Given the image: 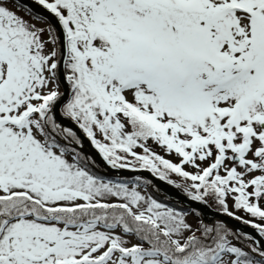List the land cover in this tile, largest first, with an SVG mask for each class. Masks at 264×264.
Here are the masks:
<instances>
[{"label": "snow or ice", "instance_id": "obj_1", "mask_svg": "<svg viewBox=\"0 0 264 264\" xmlns=\"http://www.w3.org/2000/svg\"><path fill=\"white\" fill-rule=\"evenodd\" d=\"M9 2L0 0V264H264V250L233 244L239 235L221 222L193 226L90 171L94 162L60 143L80 140L54 115L63 79L61 115L112 169L176 173L193 201L214 199L264 236V0H35L48 15L31 20Z\"/></svg>", "mask_w": 264, "mask_h": 264}, {"label": "water", "instance_id": "obj_2", "mask_svg": "<svg viewBox=\"0 0 264 264\" xmlns=\"http://www.w3.org/2000/svg\"><path fill=\"white\" fill-rule=\"evenodd\" d=\"M21 6H26L30 11L33 13H39L47 16V12L42 8V6L38 5L35 0H13ZM51 20V23L55 25L56 21L48 17ZM60 86L62 92L64 94V99L61 101V105H57L56 109L54 110V115L58 123H60L63 127L71 128L73 131L76 132L77 137L80 140V144H76V142H71L70 144L81 150L86 155H90L95 162L101 165L106 173L113 174V175H125V176H132L134 174H141L148 179H150L155 186L163 192L170 200L177 201L183 204L186 207H190L196 209L200 212L201 218L205 222H212L214 219H219L232 227L235 231H240L244 234H248L251 236L252 242H254L261 250H264V237L252 226L246 225L241 223L240 221L225 215L217 210L212 209L207 204L193 201L190 197L186 195L181 189L176 187L175 185L171 184L165 179H160L156 174L152 173L150 170L144 169H112L109 165H107L106 161L102 158L99 151L91 144L90 140L87 136L83 133L81 129L75 124V122L71 121L68 118H65L61 115V106L63 102H65L70 95V93L66 92V83L63 79L60 80Z\"/></svg>", "mask_w": 264, "mask_h": 264}, {"label": "trees", "instance_id": "obj_3", "mask_svg": "<svg viewBox=\"0 0 264 264\" xmlns=\"http://www.w3.org/2000/svg\"><path fill=\"white\" fill-rule=\"evenodd\" d=\"M18 6H19L18 8L21 9L22 11H24L27 15H29V12H31L28 9L26 10L25 7H23V6L19 5V4H18ZM59 91H60V89H59ZM59 139H60V143L64 144L68 149H71V150L74 149L76 152H79L82 157H87V158H89V160L91 162H94L89 156H87V155L85 156L80 150L75 149L74 147H72L69 144L65 143V140L63 138H59ZM139 152L142 153V150L140 149ZM160 155H162V154H160ZM164 157L166 159L171 160L167 156H164ZM172 162L179 163V162L175 161L174 159H173ZM94 163H89V165H88L89 170L92 171V172H95L96 174L102 176L103 178L112 179L114 181H125V182H129V185H135V186H138V187L145 188L148 191L150 197L155 199L157 202H159V203H161L163 205L169 206L171 208L177 209L178 211L185 212V211L189 210V211H192L194 214H196L197 217L200 216L199 212L197 210L189 208V207H186V206H184V205H182L180 203H177L175 201L169 200L165 196V194H163L160 190H158L156 188V186L148 178H146V177H144L142 175H134V176H131V177H126V176H117L116 177L114 175L107 174L100 166H98L95 163L98 166V168H96L95 166L92 165ZM98 169L102 170L103 173L100 170H98ZM137 177H139V180H137ZM171 177H175L177 180H179L182 183V184L180 183L181 185H177L176 184V186L181 188L183 191H185V189L188 188L190 186V184H191L190 180H186L185 178L177 175L176 173L169 172L168 173V177H167V180H170V181L174 182L175 180L171 179ZM215 205H216L217 208L222 210V208L218 205V203L216 201H215ZM234 211H236V210H234ZM237 213H239L238 211H236V215L242 217L243 220H253L254 219V218H252L250 216H244V215L237 214ZM199 222H202L203 224H208V223H205L204 221H202L200 217H199ZM217 222H219V221L216 220L214 223L208 224V225H214ZM257 222H258V220H257ZM228 229L230 230V232L236 233L231 228H228ZM236 234L239 235V239H237L236 236H230L229 237L230 240L232 241V243L236 244L237 246L242 247V249L245 250V251L251 252V249L248 247V245H250L252 248L254 246L247 240V236L242 234V233H236ZM197 235H199V233H197ZM135 240H136V238H135ZM252 254L255 255L257 259H259L258 254H255V253H252Z\"/></svg>", "mask_w": 264, "mask_h": 264}, {"label": "rangeland", "instance_id": "obj_4", "mask_svg": "<svg viewBox=\"0 0 264 264\" xmlns=\"http://www.w3.org/2000/svg\"><path fill=\"white\" fill-rule=\"evenodd\" d=\"M8 7L11 9V10H13V11H15L19 16H21V17H23L24 19H26V20H31L32 19V17L31 16H29V15H27L24 11H22L21 9H19L18 7V3H15V1H13V0H11V2H9L8 3ZM39 26H46V25H44L43 24V22H39ZM51 49V45H49V50ZM61 92V91H60ZM149 146L150 147H152L154 150H156L159 154H162L163 156H167L168 158H170L172 161H173V159L175 160V161H177V162H180V158L173 152V153H169V152H167V151H165V150H163V149H161V148H159V147H157L154 143H152V142H150V144H149ZM70 151H69V153H71V149H69ZM138 150V152H139V148L137 149ZM69 158H71V155H69ZM96 164L98 165V166H100L101 167V165H99L97 162H96ZM95 163L94 164H92L93 166H95L96 168H98V166L96 165ZM204 165H202V167H203ZM102 168V167H101ZM103 169V168H102ZM187 169H189V170H187ZM98 170H100V169H98ZM185 170H187V171H189V172H194L195 170L193 169V167L191 166V165H186L185 166ZM102 173H103V171L102 170H100ZM256 174H259V173H256ZM139 175V174H138ZM171 179H173V180H175L174 182H172L171 181V183H173L174 185H181L182 183L179 181V180H177L175 177H171ZM168 181H170V180H168ZM181 183V184H180ZM130 187H132L133 185H129ZM137 187V190L138 191H140L141 192V194L142 195H144V196H146V197H150L149 196V193H148V191L145 189V188H142V187H138V186H136ZM178 187V186H177ZM179 188V187H178ZM181 189V188H180ZM182 190V189H181ZM118 198H113L112 199V202H116V200H117ZM208 202L210 203V204H212L214 207H216V205H215V200L214 199H209L208 200ZM228 203H229V208H230V210H233L234 211V209L232 208V200L231 199H229V201H228ZM167 207H169V206H167ZM217 208V207H216ZM218 210H220L219 208H217ZM221 211V210H220ZM236 211H238V210H236ZM236 211H235V213H236ZM239 213H237V214H241V215H244V216H249L248 214H246L245 212H243V211H238ZM185 213H188V222L189 223H191V224H193V226H195L198 222H199V217H197V215L196 214H194L192 211H185ZM217 221H219V222H221L226 228H231L229 225H227L226 223H224L223 221H221V220H217ZM264 237V236H263ZM129 239H132V241L133 242H136V240H135V238L134 237H128ZM252 244V243H251ZM248 247L250 248V249H252V247L250 246V245H248Z\"/></svg>", "mask_w": 264, "mask_h": 264}]
</instances>
